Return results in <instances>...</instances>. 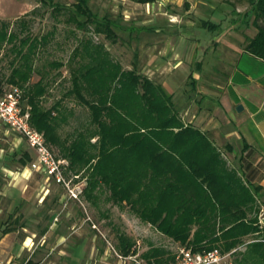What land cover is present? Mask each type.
Wrapping results in <instances>:
<instances>
[{
	"label": "trees",
	"instance_id": "1",
	"mask_svg": "<svg viewBox=\"0 0 264 264\" xmlns=\"http://www.w3.org/2000/svg\"><path fill=\"white\" fill-rule=\"evenodd\" d=\"M130 1L141 5L153 2ZM49 2L55 13L66 12ZM225 2L237 16L228 19V25L241 23L256 31L245 38L242 50L264 61V0ZM234 3L246 4L247 11L237 15ZM66 13V22L77 29L88 31L92 25L95 35L115 43L112 22L93 14L88 0H77ZM225 18L201 20L199 26L219 34ZM51 37L50 33L32 36L30 21L25 18L13 23L0 20V52L6 49V55L12 56L9 73H0V90L20 91V106L29 112L30 125L67 160L66 170L85 179L83 195L95 203L97 194L106 193V200L128 208L179 246L199 251L234 250L233 264H264L261 188L250 184L228 162L207 132L184 122L171 96L137 66L124 69L103 46L90 41L74 48L67 62L70 88L62 98H73L86 108L87 116L70 132L61 133L74 114L60 109V101L51 108L43 107L49 81L35 64ZM201 66L197 63L195 68L199 71ZM34 74L39 79L30 83ZM25 156L28 160L27 153ZM120 239L118 250L127 256L134 243ZM142 258L147 264H172L174 252L153 246Z\"/></svg>",
	"mask_w": 264,
	"mask_h": 264
},
{
	"label": "rangeland",
	"instance_id": "2",
	"mask_svg": "<svg viewBox=\"0 0 264 264\" xmlns=\"http://www.w3.org/2000/svg\"><path fill=\"white\" fill-rule=\"evenodd\" d=\"M43 1L0 0V20L13 23L19 18H25L30 21L32 36L41 37L47 33L52 34L46 48L38 54L35 64L37 70L49 81L47 94L42 100L43 107L51 108L60 101V109L72 110L74 114L68 117L69 122L61 129L62 134L70 132L73 126L85 121L87 116L86 108L79 105L73 98H62L70 88L67 62L74 48L80 47L83 42L90 41L92 45L103 46L110 54L111 59L120 63L124 69L137 66L139 72L146 75L150 74L154 60V64L159 63L160 55L173 53L169 48L174 47L177 40L174 27L192 26L194 29H198L201 19L217 22L216 18L219 13L216 11H221V5L225 7L223 9V14L226 15L225 26L232 27L228 34L231 41L244 43L245 38L253 37L256 32L254 28H245L241 23L228 25L229 21L227 22V20L236 19L237 16L232 14L233 7H230L225 0H168L162 5L156 2L141 5L130 0H88V7L93 14L99 18L107 17L112 22L116 40L115 43H111L104 36L95 35L92 32V25H88L87 29L89 30L84 31L77 29L74 23L66 22L68 18L66 12L72 9V5L77 3V0H52L51 4L54 6L67 9L66 12L62 11L60 14L53 11L49 0H46V6L43 5ZM234 5L237 15H242L248 9L246 4L236 5L234 3ZM214 12L216 13L214 14ZM212 14H214L213 17ZM151 26L163 27L164 33L149 32L148 29ZM217 34V32L199 30V37L202 40H214ZM217 54L218 50H210L204 57L205 63L216 64ZM163 57V67L155 74L172 71L171 67L174 61L169 59L172 57ZM11 59V55H6V49L0 52V73L5 75L9 73L8 63ZM50 63H61L63 66L52 68L49 66ZM216 66L218 65L216 64ZM193 68H191V73ZM174 71L177 75L181 73V70L174 69ZM38 79L39 77L34 74L30 83H35ZM9 130L7 136L0 132V155L6 154L14 160L21 155L22 150L26 151L25 148L28 147L33 151L30 156L32 161L28 162L30 169V164L36 160V153L30 148L25 138L15 131ZM17 136L22 138L19 146L22 150L15 155V151L12 150V141ZM47 146L53 156L63 160V166H67L65 165L67 160L60 157L58 149L49 144ZM63 171L64 181H57L55 177L48 176L43 171H34L40 172L43 177H41L38 190L30 201L25 203L23 210L35 213L36 210L32 205L40 202L45 193L48 195L42 201L44 207H40L41 210L43 209L45 212L44 210L50 206L54 209L60 208L54 221L59 226V231H65L64 246L71 254L66 258L69 264H147L142 258V254L150 247H162L174 252L179 246V243L159 233L150 224L142 222L128 208L114 205L106 200V193L97 194L95 203L91 199L88 200L82 193L85 179H77L65 168ZM0 177L6 184L7 192H10V188L13 187L12 178L3 174ZM18 182H20L19 179ZM19 185L24 187V182ZM58 199L59 201H57ZM0 203H3L1 197ZM43 212H40L41 215ZM81 216L85 218V223L80 226L72 224L74 219H79ZM69 217L72 219L71 222L68 221ZM66 220L67 223H65ZM120 237L134 243L127 256L121 255L118 250ZM47 247L49 246L47 245Z\"/></svg>",
	"mask_w": 264,
	"mask_h": 264
},
{
	"label": "crops",
	"instance_id": "3",
	"mask_svg": "<svg viewBox=\"0 0 264 264\" xmlns=\"http://www.w3.org/2000/svg\"><path fill=\"white\" fill-rule=\"evenodd\" d=\"M166 1L153 0L150 4L162 5ZM224 8L221 5V11H216L219 13L217 21L225 18ZM200 29V26L198 29L174 27L177 40L174 47L169 48L173 53L160 55L159 63L154 64V60L150 74L144 75L160 84L171 96L184 122L207 132L228 162L235 165L250 184L261 188V212L264 213V61L244 52L243 42L229 39L231 26L223 24L217 37L209 41L199 37ZM148 30L154 34L164 33L161 26H151ZM210 50H218L215 62L218 66L205 63L204 57ZM163 56L172 57L169 58L174 61L172 71L155 74L163 67ZM197 63L202 64L199 71L195 68ZM174 69L181 70V73L175 74ZM239 105L243 109L237 111ZM9 131L0 125L3 135L7 136ZM21 142V137L13 138L15 155L22 150L19 148ZM25 149L14 160L6 154L0 155V175L11 177L13 181V187L7 192L0 177V197L3 200L0 203V264H69L66 258L71 254L64 246L65 231H59L54 221L60 208L50 206L43 212L40 207H44L42 201L48 195L45 193L40 202L32 205L35 213L23 210L43 177L40 172L29 169L33 151L28 147ZM25 153L28 160H25ZM21 182L24 187L19 185ZM68 221H72L71 217ZM84 221L81 216L72 224L80 226ZM7 227L10 230L3 232Z\"/></svg>",
	"mask_w": 264,
	"mask_h": 264
},
{
	"label": "built area",
	"instance_id": "4",
	"mask_svg": "<svg viewBox=\"0 0 264 264\" xmlns=\"http://www.w3.org/2000/svg\"><path fill=\"white\" fill-rule=\"evenodd\" d=\"M0 125L25 138L30 148L34 150L37 157L30 164V169L43 171L48 176L55 177L57 181H64L62 175L64 161L53 156L43 134L30 125L29 112L21 109L20 91L17 88L0 90ZM233 252L234 250L223 252L218 248L199 251L178 246L174 251L172 264H233Z\"/></svg>",
	"mask_w": 264,
	"mask_h": 264
},
{
	"label": "water",
	"instance_id": "5",
	"mask_svg": "<svg viewBox=\"0 0 264 264\" xmlns=\"http://www.w3.org/2000/svg\"><path fill=\"white\" fill-rule=\"evenodd\" d=\"M242 109H243V107H242L241 105L237 106V108H236L237 111H240V110H242ZM260 223H261L262 225H264V216L261 217V219H260Z\"/></svg>",
	"mask_w": 264,
	"mask_h": 264
}]
</instances>
